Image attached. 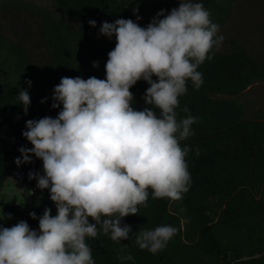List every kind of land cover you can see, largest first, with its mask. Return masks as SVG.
<instances>
[{
  "label": "clouds",
  "instance_id": "9594fccd",
  "mask_svg": "<svg viewBox=\"0 0 264 264\" xmlns=\"http://www.w3.org/2000/svg\"><path fill=\"white\" fill-rule=\"evenodd\" d=\"M210 16L203 3L180 0L147 27L130 18L101 24L100 34L116 39L107 54L106 78L62 77L51 105L62 109L55 118L26 121L22 135L33 147H21L22 158L15 161L19 166L33 163V156L42 160L43 174L30 171L29 180L49 189L57 214L50 208L41 217L30 212L39 220L38 230L24 220L0 226V264H95L86 237L102 232L116 243L128 240L134 232L123 218L138 214L139 205L147 207L149 189L154 199H182L191 175L185 159L190 148L181 141L194 135L197 118L178 120L176 109L189 80L197 90L202 86L197 69L225 39ZM89 24L95 27L96 21ZM140 80L149 84L143 99L152 107L136 110L130 89ZM18 95L27 113L29 92ZM176 232L168 225L143 230L135 244L156 255ZM126 249L119 259L134 260Z\"/></svg>",
  "mask_w": 264,
  "mask_h": 264
},
{
  "label": "trees",
  "instance_id": "16d2710c",
  "mask_svg": "<svg viewBox=\"0 0 264 264\" xmlns=\"http://www.w3.org/2000/svg\"><path fill=\"white\" fill-rule=\"evenodd\" d=\"M51 1L60 15L46 8L35 9L53 48V62L40 72L25 45L0 34V189L17 168L18 179L30 185L38 198L29 211L8 201L0 216L3 227L24 220L31 229L38 230L39 220L33 219L30 212L41 217L45 208H50L51 215L57 214L49 189L41 190L36 187V179L29 180L30 171L43 174L42 160L33 156V163L19 166L12 160L21 156V147H33L22 135L27 130L26 121L55 118L62 109V105L51 106L53 89L62 77L106 78L107 54L114 49L116 39L114 35L111 39L101 35V24L130 18L147 27L160 10L167 15L180 2ZM193 2L203 3L213 23L222 20L229 9L227 0ZM137 16L141 18L137 20ZM89 20H95L96 26H91ZM209 55L212 59H206L197 69L202 73V86L197 90L189 80L187 93L179 98L176 109L178 120L188 115L197 118L191 126L194 135L181 141V147L190 148L185 157L191 175L189 190L182 199L173 201L154 199L149 189L147 207L139 205L138 214L123 218L134 232L128 240L116 243L102 232L95 239L86 237L95 264H264V116H245L246 105L241 100L243 92L264 80V61L254 58L246 47L222 52L214 46ZM94 61H98L97 67ZM148 87L140 80L130 89L134 109L152 107L143 99ZM23 89L28 90L31 100L27 113L18 95ZM185 106L187 113L183 111ZM4 128L11 130L12 137L1 135ZM164 225L175 227L177 232L162 251L153 255L138 248L136 234ZM124 245L134 260L119 259Z\"/></svg>",
  "mask_w": 264,
  "mask_h": 264
},
{
  "label": "rangeland",
  "instance_id": "374dc122",
  "mask_svg": "<svg viewBox=\"0 0 264 264\" xmlns=\"http://www.w3.org/2000/svg\"><path fill=\"white\" fill-rule=\"evenodd\" d=\"M227 2V14L222 20L215 22L220 26L217 35L225 38L217 49L232 52L246 47L254 58L264 61V0ZM37 7L61 14L51 0H0V34L25 45L36 70L40 72L53 62V48L45 37L41 17L35 11ZM66 17L76 21L73 16ZM241 100L246 105L245 116H264V80L257 81L243 92ZM1 135L12 137L11 130L7 128L1 131ZM15 161L16 158L12 163L17 165ZM18 173L16 168L0 189V216H3L8 201H14L22 211H29L36 205L37 196L33 195L30 185L18 179Z\"/></svg>",
  "mask_w": 264,
  "mask_h": 264
}]
</instances>
